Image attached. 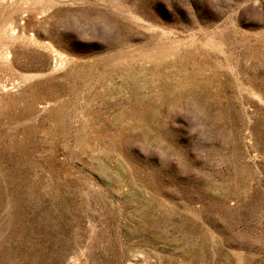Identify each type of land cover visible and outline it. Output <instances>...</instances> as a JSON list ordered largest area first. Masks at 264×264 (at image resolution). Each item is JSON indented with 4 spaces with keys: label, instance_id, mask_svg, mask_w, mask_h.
Masks as SVG:
<instances>
[{
    "label": "rangeland",
    "instance_id": "rangeland-1",
    "mask_svg": "<svg viewBox=\"0 0 264 264\" xmlns=\"http://www.w3.org/2000/svg\"><path fill=\"white\" fill-rule=\"evenodd\" d=\"M0 264H264V0H0Z\"/></svg>",
    "mask_w": 264,
    "mask_h": 264
}]
</instances>
